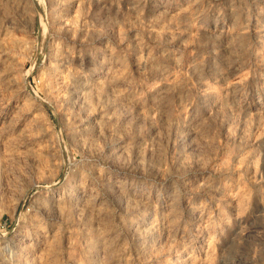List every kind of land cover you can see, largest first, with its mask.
<instances>
[{
  "label": "rangeland",
  "instance_id": "1",
  "mask_svg": "<svg viewBox=\"0 0 264 264\" xmlns=\"http://www.w3.org/2000/svg\"><path fill=\"white\" fill-rule=\"evenodd\" d=\"M0 128V264H264V0H0Z\"/></svg>",
  "mask_w": 264,
  "mask_h": 264
},
{
  "label": "bare ground",
  "instance_id": "2",
  "mask_svg": "<svg viewBox=\"0 0 264 264\" xmlns=\"http://www.w3.org/2000/svg\"><path fill=\"white\" fill-rule=\"evenodd\" d=\"M65 5H66V4H65ZM85 85H86V84H85ZM82 86H83V85H82ZM0 129H1V128H0ZM2 130H3V129H2ZM0 131H1V130H0ZM25 139H26V138H25ZM23 142H24V141H23ZM140 149H141V148H140ZM133 150H134V149H133ZM118 184H119V183H118ZM84 186H85V185H84ZM114 186H115V183H114ZM82 187H83V185H82ZM86 187H87V186H86ZM124 187H125V186H124ZM122 188H123V187H122ZM79 189H80V188H79ZM87 189H88V188H87ZM118 189H119V188H118ZM82 190H83V189H82ZM79 191H80V190H79ZM118 191H119V190H118ZM125 191H126V190H124V192H125ZM85 192H86V191H85ZM129 192H130V191H129ZM88 193H89V192H88ZM90 194H91V193H90ZM79 195H80V194H79ZM79 195H78V196H79ZM82 195H83V194H81V196H82ZM120 195H121V191H120ZM122 195H123V194H122ZM134 196H135V195H134ZM51 197H52V196H51ZM56 197H57V196H56ZM59 197H60V196H59ZM85 197H86V196H85ZM90 197H91V196H90ZM122 197L124 198V196H122ZM146 197H147V196H146ZM72 198H73V197H72ZM87 198H88V197H87ZM128 198H130V197H128ZM125 199H126V198H125ZM134 199H135V198H134ZM143 199H144V198H143ZM90 200H91V199H90ZM132 200H133V199H132ZM57 201H58V200H57ZM64 201H65V200H64ZM70 201H71V200H70ZM76 201H77V200H76ZM126 201H127V200H126ZM128 201H131V199L128 200ZM47 202H48V201H47ZM54 202H55V201H54ZM61 202H62V201H61ZM71 202H72V201H71ZM71 202H70V203H71ZM74 202H75V201H74ZM131 202H132V201H131ZM141 202H142V201H141ZM52 203H53V202H52ZM58 203H59V202H58ZM81 203H82V201H81ZM83 203H84V202H83ZM132 203H134V202H132ZM43 204H44V203H43ZM79 204H80V203H79ZM85 204H86V202H85ZM50 205H51V204H50ZM83 205H84V204H83ZM55 206H56V205H55ZM55 206H54V207H55ZM62 206H63V205H62ZM71 206H72V205H71ZM86 206H87V204H86ZM88 206H90V205H88ZM149 206H150V205H149ZM56 207H57V206H56ZM58 207L60 208L61 205L58 206ZM68 207H69V206H68ZM131 207H132V206H131ZM143 207H144V206H143ZM45 208H46V207H45ZM59 208H58V209H59ZM62 208H64V207H62ZM62 208H61V209H62ZM81 208H82V207H81ZM85 208H86V207H85ZM85 208L83 209V211L85 210ZM150 208H151V207H150ZM54 209H55V208H54ZM71 209H72V208H71ZM93 209H94V208H93ZM138 209H139V208H138ZM174 209H175V208H174ZM89 210H90V209H89ZM135 210H136V209H135ZM31 213H32V212H31ZM86 213H89V212L87 211ZM137 213H138V212H137ZM89 214H90V213H89ZM139 216H140V215H139ZM28 217H29V216H28ZM32 218H33V216H32ZM35 221H36V220H35ZM37 221H39V220H37ZM42 221H43V220H42ZM33 222H34V221H33ZM36 223H37V222H36ZM29 224H30V223H29ZM32 225H33V224H32ZM39 225H41V224H39ZM42 225H43V224H42ZM42 225H41V226H42ZM44 226H45V225H44ZM37 227H38V226H37ZM32 228H33V227H32ZM32 228H31V229H32ZM44 229H45V228H44ZM150 229H151V228H150ZM33 230H34V229H33ZM41 230H42V229H41ZM152 230H153V229H152ZM155 230H156V229H155ZM44 231H45V230H44ZM49 231H50V230H49ZM47 232H48V231H47ZM31 233H32V232H31ZM147 233H149V232H147ZM48 234H49V233H48ZM40 235H41V234H40ZM40 235H39V236H40ZM34 236H35V235H34ZM35 237H36V236H35ZM43 237H44V236H43ZM43 237H42V238H43ZM48 237H49V236H48ZM52 237H53V236H52ZM42 238H41V239H42ZM45 238H46V237H45ZM45 238H44V239H45ZM50 238H51V237H50ZM26 239H27V238H26ZM41 239H40V240H41ZM46 239H47V238H46ZM35 240H36V239H35ZM18 241H19V240H18ZM26 241H27V240H26ZM26 241H25V242H26ZM29 241H30V239H29ZM48 241H49V240H48ZM51 242H52V241H51ZM31 243H32V242H31ZM41 243H42V242H41ZM44 243H45V242H44ZM14 244H15V243H14ZM19 244H20V243H19ZM25 244H26V243H25ZM28 244H29V243H28ZM33 244H34V243H33ZM35 244H36V243H35ZM43 245H44V244H43ZM46 245H47V244H46ZM113 246H114V245H113ZM14 247H15V246H14ZM29 247H30V246H29ZM40 247H41V246H40ZM22 248H23V247H22ZM24 248H25V247H24ZM24 248H23V249H24ZM13 249H14V248H13ZM31 249H32V248H31ZM38 249H39V248H38ZM41 249H42V248H41ZM21 250H22V249H21ZM24 250H25V249H24ZM28 250H30V249H28ZM18 251H19V250H18ZM42 251H43V250H42ZM49 251H50V250H49ZM16 252H17V251H16ZM16 252H15V253H16ZM27 252H28V251H27ZM22 253H23V252H22ZM40 253H41V251H40ZM12 254H13V253H12ZM46 254H47V253H46ZM52 254H53V252H52ZM115 254H116V253H115ZM23 255H24V254H23ZM49 255H50V254H49ZM15 256H16V255H15ZM36 256H37V255H36ZM44 256H45V255H44ZM12 257H13V256H12ZM37 257H38V256H37ZM45 257H46V256H45ZM50 257H51V256H50ZM50 257H49V258H50ZM52 257H53V256H52ZM0 258H2V257H0ZM26 258H28V257H26ZM33 258H34V257H33ZM35 258H36V257H35ZM40 258H41V256H40ZM40 258H39V259H40ZM51 259H52V258H51ZM30 260H31V259H30ZM32 260H33V259H32ZM32 260H31V261H32ZM47 260H48V259H47ZM116 260H117V259H116ZM119 260H120V259H119ZM119 260H117V262H118ZM45 261H46V260H45ZM13 262H14V261H13ZM25 262H26V260H25ZM39 262H40V261H39ZM1 263H2V262H1ZM19 263H20V262H19ZM29 263H30V262H29ZM54 263H55V262H54ZM54 263H53V264H54ZM119 263H120V262H119ZM27 264H28V263H27ZM39 264H42V263H39ZM46 264H47V263H46ZM48 264H49V263H48ZM128 264H129V263H128Z\"/></svg>",
  "mask_w": 264,
  "mask_h": 264
}]
</instances>
